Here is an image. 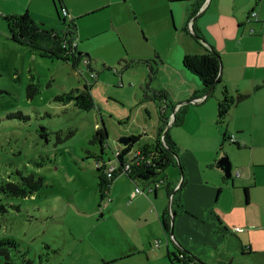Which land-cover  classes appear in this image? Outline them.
<instances>
[{"label":"crops","instance_id":"1","mask_svg":"<svg viewBox=\"0 0 264 264\" xmlns=\"http://www.w3.org/2000/svg\"><path fill=\"white\" fill-rule=\"evenodd\" d=\"M61 7L68 12L65 18ZM25 11L35 23L47 24V30L58 33V28L69 29L73 19L76 50L89 63L92 51L86 41L115 32L110 43H116L112 62L119 68V82L123 86L122 77L128 81L135 76L138 83L132 87L139 85L141 100L154 101L160 110L151 133H142L146 131L134 117L136 128L124 136L140 135L143 146L153 147L167 126L179 150L186 184L181 192L183 211L174 218L170 236L178 251L160 228L166 193L171 198L170 183L162 188L163 178L157 185V181L142 184L130 178L119 192L116 183L109 186L115 203L101 208L109 214L125 213L124 221L131 213L139 239L132 241L131 248L120 246L110 252L109 259L142 253L150 264H176L172 255L185 249L207 264H264V0H0L2 19ZM209 50L220 57L221 81L204 97L200 80L182 60ZM224 89L232 96L246 97L218 124L217 103ZM159 91L162 99L155 97ZM180 104L184 113L176 125L174 113ZM191 113L194 118L188 120ZM222 150L231 159L229 179L216 165ZM134 152L130 149L126 155ZM136 186L144 194L121 206L119 200L129 199Z\"/></svg>","mask_w":264,"mask_h":264},{"label":"rangeland","instance_id":"2","mask_svg":"<svg viewBox=\"0 0 264 264\" xmlns=\"http://www.w3.org/2000/svg\"><path fill=\"white\" fill-rule=\"evenodd\" d=\"M38 25L47 30V24ZM61 29L58 28L59 35L63 34ZM113 34L86 41L92 51L90 63L86 64L82 56L73 65L42 56L13 39L6 21L0 18V185L19 182L18 172L42 181V186L27 197L8 196L0 191V204L4 207L0 210V264H150L142 253L115 260L108 256L120 246L131 248L132 241L139 237L134 234L136 226L131 213L127 219L132 224L124 221L125 213L109 214L101 208L115 201H111L110 187L103 190L97 165H118L114 152L122 147L118 139L136 128L135 120L145 129L142 133H151L157 111L160 114L154 101L141 100L139 85L132 87L137 82L135 76L128 81L122 77L124 87L118 85L119 68L112 62L116 43H110ZM153 57L157 59L156 55ZM85 84H92L93 108L83 110L72 100L57 99L71 90L84 89ZM29 86L34 89L28 91ZM191 118L193 113L188 120ZM103 125L107 139L102 150L99 142L92 139L96 128ZM144 142L134 143L131 152L143 147ZM201 153L199 150L197 154ZM225 155L231 162L224 150L216 161ZM180 165L179 154L173 156L150 181L163 183V178L162 188L168 183L171 189L176 188L175 183L181 181ZM128 181L132 180L122 173L110 185L116 183L114 187L119 192ZM127 199H120L119 204L127 205ZM168 200L166 193L169 212ZM148 229L153 230L151 224ZM145 230L148 232L146 227Z\"/></svg>","mask_w":264,"mask_h":264},{"label":"trees","instance_id":"3","mask_svg":"<svg viewBox=\"0 0 264 264\" xmlns=\"http://www.w3.org/2000/svg\"><path fill=\"white\" fill-rule=\"evenodd\" d=\"M4 20L6 21L11 31L13 39L25 43L33 51H36L40 55L70 61L73 65H76L80 61L81 55L76 50V48L69 49L68 47L63 46V40H66L69 43V41L74 39L73 32L71 31V28L74 25L73 19L69 22V24H67L69 29L65 31L62 30V35H59V33L54 29H41L40 26L31 18L27 11L21 14L4 16ZM63 23L65 22L63 21ZM194 32L195 34H197L195 30ZM182 64L185 69L196 75L200 80L202 84V95L210 92L207 95L210 96L214 86L221 81V60L219 55L213 50H209L207 53L199 55H185L183 57ZM32 89H34V86L28 87V91ZM155 97H157L158 99H162L164 95L159 91ZM244 97L246 96L240 93H237L236 96H232L226 89H224L222 98L217 103V123H223L226 115L229 112V109ZM57 99L66 102L72 100L74 101V105L76 107L83 110H89L94 107V101L90 94V84H85L84 89L82 90H71L68 93L58 96ZM183 113L184 112L180 106L179 109L174 113V124H179L182 121ZM40 136H43V134H40ZM129 138L130 143L124 146L116 156L119 166H117L112 178L106 179L104 173L106 167L97 165V170H99L100 172L99 178L101 180L104 191H106V189L110 185V182L118 174H122L121 167L126 161H128L126 154L130 151L132 145L139 140L140 135H131L129 136ZM106 139V127L104 125L102 127H97L92 141L99 142L101 149L103 150L104 142ZM157 139L158 140L155 145H153V147L143 146L141 149H138L141 151L142 160L139 164H134L133 161L136 160V158L132 159L133 164H131V169L128 175L129 178H139L145 181L152 180L158 174V172L160 170H163L164 167L172 160L173 156H178V148L175 143L170 140L168 136V129L165 130V127L161 129ZM223 141H225V139H223ZM146 160H149V162H146ZM180 168L181 171L179 174L180 176H182V179L176 190H169V196H171L170 209L169 212L166 210L161 219L162 228L167 234L170 233V230L173 227L174 218L183 211L181 192L184 185L186 184V178L185 171L182 165H180ZM18 173L21 180L19 182L7 181L1 184L0 191H3L8 196L27 197L42 186V181L40 178L37 179L33 175L23 176L22 174H20V172ZM156 184H158V182H156ZM3 209L4 207L0 204V210L2 211ZM179 254H182L184 256L183 259H180L178 257ZM195 258L196 256L186 251L185 249L179 251L178 254L172 255V260L175 263L181 264H198L197 262H195Z\"/></svg>","mask_w":264,"mask_h":264},{"label":"built area","instance_id":"4","mask_svg":"<svg viewBox=\"0 0 264 264\" xmlns=\"http://www.w3.org/2000/svg\"><path fill=\"white\" fill-rule=\"evenodd\" d=\"M60 12H61V14L64 17H67L68 12H67L65 7H61ZM250 16L254 18V17H256V13L254 11H252L250 13ZM63 46L68 47L69 49H74L77 46V42H76L75 39L69 41V43L66 40H63ZM84 62L86 64H88L89 60L87 58H84ZM90 77L93 78L94 74L90 73ZM119 86H122V82H119ZM229 140L233 141L232 138H229ZM120 150L121 149H118V150L115 151V157L120 152ZM127 158H128V161H126L123 164V166L121 167V173H125V174L129 175V172H130V169H131V164H133V163L134 164H139L140 161L142 160L141 151L140 150H136L133 154L127 156ZM134 158H136V160H134L133 163H132V159H134ZM146 162H149V160H146ZM116 168H117V166H114V165H111V166L105 168V170H104L105 172L104 173H105L106 179H110V178H112L114 176ZM138 194H144V191L141 188L136 186L135 189L131 192L130 197L128 199V202H130ZM236 230H239V228H236ZM178 257L180 259H183L184 256L182 254H179Z\"/></svg>","mask_w":264,"mask_h":264},{"label":"water","instance_id":"5","mask_svg":"<svg viewBox=\"0 0 264 264\" xmlns=\"http://www.w3.org/2000/svg\"><path fill=\"white\" fill-rule=\"evenodd\" d=\"M209 93H210V92L206 93V94L204 95V97L207 96ZM118 141H119V143H120L121 145L126 146L128 143H130V138H129L128 136H122V137H120V138L118 139ZM157 164H159V163H157ZM216 165H217V166L223 171L224 177H225L226 179H229V178L231 177V162H230L228 156L225 155V156L221 157V158L217 161ZM181 179H182V176H181ZM179 184H180V182H179ZM178 186H179V185H178ZM176 189H177V188H176ZM176 189H175V190H176ZM168 206H169L168 209H170V200H169V202H168ZM169 236H173V227H172L171 230H170ZM194 260H195V262H197L198 264H206L205 262H203L202 260H200V259L197 258V257H196Z\"/></svg>","mask_w":264,"mask_h":264}]
</instances>
